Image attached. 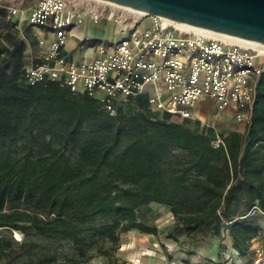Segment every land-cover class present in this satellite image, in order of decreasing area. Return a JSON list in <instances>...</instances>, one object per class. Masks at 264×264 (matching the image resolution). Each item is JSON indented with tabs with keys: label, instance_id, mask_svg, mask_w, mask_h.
I'll use <instances>...</instances> for the list:
<instances>
[{
	"label": "trees",
	"instance_id": "16d2710c",
	"mask_svg": "<svg viewBox=\"0 0 264 264\" xmlns=\"http://www.w3.org/2000/svg\"><path fill=\"white\" fill-rule=\"evenodd\" d=\"M21 75L0 74V264H53L62 244L74 254L57 264H86L93 247L109 256L127 231L156 234L144 223L151 204L191 240L212 224L248 248L259 232L249 212L264 213V72L245 131L226 134L153 112L145 95L109 116Z\"/></svg>",
	"mask_w": 264,
	"mask_h": 264
},
{
	"label": "built area",
	"instance_id": "2783aa9c",
	"mask_svg": "<svg viewBox=\"0 0 264 264\" xmlns=\"http://www.w3.org/2000/svg\"><path fill=\"white\" fill-rule=\"evenodd\" d=\"M95 1L96 6H80L75 0H36L22 6L0 0L10 30L27 24L53 36L38 41L39 58L22 69L25 85L55 83L74 97L95 100L109 116L130 98L145 95L153 112L191 119V108L207 98L217 113L232 109L234 120L247 125L255 83L264 72V49L185 31L159 16L124 14V8ZM86 21L106 22L118 39L111 51L105 42L97 44L96 56L89 61H68L63 54L66 41L90 38L77 34ZM244 264H264V240L254 244Z\"/></svg>",
	"mask_w": 264,
	"mask_h": 264
},
{
	"label": "crops",
	"instance_id": "0c3cea01",
	"mask_svg": "<svg viewBox=\"0 0 264 264\" xmlns=\"http://www.w3.org/2000/svg\"><path fill=\"white\" fill-rule=\"evenodd\" d=\"M0 15L3 16L1 10ZM97 29L100 30L98 34ZM77 34L90 38L88 41H80L78 38H70L66 41L63 54L68 61L75 63L93 59L96 56V45L101 42H105L109 47L108 51H111L114 42L118 39L114 28L104 21L97 25L86 21L78 29ZM52 38V34L43 29L29 27L25 34L23 28L16 31L10 30L8 25L0 27V74L8 75L14 70L33 65L40 56L41 50L38 41ZM202 105L206 107H202ZM210 108H213L212 112H210ZM190 111L192 118L188 120L191 124L196 123L199 132H205L209 128L213 131H216L217 128L225 130L223 134L231 131L239 133L245 131L246 125L234 120L232 109L217 113L216 105L210 99H200ZM221 116L222 121L219 123L218 118ZM182 120L176 118L175 121ZM169 214L170 224L163 230L145 223L148 227L156 228V234L140 233L137 230L124 233V240L121 242L122 238L120 239L116 250L123 262L112 261L110 263L244 264L249 261L254 244L264 240V213L256 206L252 207L249 214L256 218L259 232L249 241L247 249L236 247L227 230L222 226L213 228L212 224L205 227V235L191 240L186 237L183 231L177 229L175 219L170 212Z\"/></svg>",
	"mask_w": 264,
	"mask_h": 264
},
{
	"label": "water",
	"instance_id": "95a60500",
	"mask_svg": "<svg viewBox=\"0 0 264 264\" xmlns=\"http://www.w3.org/2000/svg\"><path fill=\"white\" fill-rule=\"evenodd\" d=\"M264 44V0H100Z\"/></svg>",
	"mask_w": 264,
	"mask_h": 264
},
{
	"label": "rangeland",
	"instance_id": "374dc122",
	"mask_svg": "<svg viewBox=\"0 0 264 264\" xmlns=\"http://www.w3.org/2000/svg\"><path fill=\"white\" fill-rule=\"evenodd\" d=\"M36 0H1L2 4H8V3H19L22 6H29L31 4H33ZM77 1L78 4H80V6H84V3L91 5V6H96L98 5L97 1L95 0H75ZM121 11L125 12L124 14H127L126 10H122ZM5 25H7L5 19L3 16L0 15V27H5ZM24 33L26 34L29 30V27L27 26V24H24L22 26ZM99 29H97V34L99 33ZM202 107H206L204 105H202ZM213 111V108H210V112ZM174 120H176V118H173ZM222 121V116L218 118V122L220 123ZM216 134H223L225 133V130L222 129H216V131H214ZM145 213V217H144V223L148 224V225H154L157 226L159 228V230H163L166 226H168V224H170V214L168 212V209L166 207L163 206H159L156 204H151L147 210H144ZM122 238L121 242L124 240V234H121L119 237V241ZM12 239L15 242H20L22 239V236L17 233L14 232L12 233ZM110 243L106 240H101L98 242L97 246H101L103 248H109L110 247ZM89 253L93 254V258L91 261H89L86 264H108L112 261H119V262H123L121 256H118L117 252H112L109 256H103V255H98L95 252V248L93 247ZM74 252L72 247L69 244H62L58 250H57V255H56V262H54L53 264H57L58 261H61L63 259H65L66 257H70L73 256Z\"/></svg>",
	"mask_w": 264,
	"mask_h": 264
},
{
	"label": "bare ground",
	"instance_id": "6f19581e",
	"mask_svg": "<svg viewBox=\"0 0 264 264\" xmlns=\"http://www.w3.org/2000/svg\"><path fill=\"white\" fill-rule=\"evenodd\" d=\"M118 6V5H116ZM120 8H124L127 11H131V12H136V13H142L139 11H135L129 8H125V7H121ZM169 20V19H168ZM170 22H172L173 24H175L176 26H178L179 28L185 30V31H193V32H198V33H202L206 36H209L211 38H215V39H221L230 43H234V44H239L241 46H245V47H250V48H256V49H264V44L262 43H258V42H254V41H250V40H245V39H240V38H236L233 36H229V35H225V34H220L217 32H213V31H209V30H205V29H201V28H197L194 26H190V25H186V24H182L179 22H174L169 20Z\"/></svg>",
	"mask_w": 264,
	"mask_h": 264
}]
</instances>
